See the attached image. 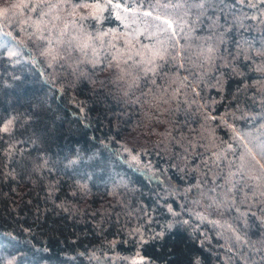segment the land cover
<instances>
[{"label":"trees","instance_id":"16d2710c","mask_svg":"<svg viewBox=\"0 0 264 264\" xmlns=\"http://www.w3.org/2000/svg\"><path fill=\"white\" fill-rule=\"evenodd\" d=\"M25 2L0 264H264V0Z\"/></svg>","mask_w":264,"mask_h":264},{"label":"rangeland","instance_id":"374dc122","mask_svg":"<svg viewBox=\"0 0 264 264\" xmlns=\"http://www.w3.org/2000/svg\"><path fill=\"white\" fill-rule=\"evenodd\" d=\"M26 0H0V14H3V16H5L8 20L11 19V21L8 23V26L11 27V29H13V31L15 32V29H23L21 28L24 23H26L27 19L29 17H31L32 12L34 11V9H32V11H26ZM21 10L22 12L18 13L19 10ZM28 16L26 15L27 13H30ZM24 16L25 20H23V18H21L19 21H16V16ZM13 17V18H12ZM7 20V21H8ZM13 24V25H12ZM30 26H32V23L30 24ZM40 26H42L41 23H37L33 26V29H39ZM8 39L4 36V34L2 32H0V49H2L3 47H7L9 42L7 41ZM9 49H12V53L10 54H17L15 52H17V48H15L14 46H11L9 44Z\"/></svg>","mask_w":264,"mask_h":264},{"label":"snow or ice","instance_id":"6c2138e0","mask_svg":"<svg viewBox=\"0 0 264 264\" xmlns=\"http://www.w3.org/2000/svg\"><path fill=\"white\" fill-rule=\"evenodd\" d=\"M4 130L6 131L7 129L5 128Z\"/></svg>","mask_w":264,"mask_h":264}]
</instances>
